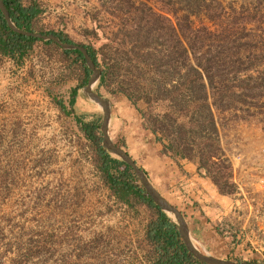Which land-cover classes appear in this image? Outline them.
Returning a JSON list of instances; mask_svg holds the SVG:
<instances>
[{
    "label": "rangeland",
    "instance_id": "obj_1",
    "mask_svg": "<svg viewBox=\"0 0 264 264\" xmlns=\"http://www.w3.org/2000/svg\"><path fill=\"white\" fill-rule=\"evenodd\" d=\"M39 1L42 12L34 21V31H63L78 44L103 47L109 78L100 87L97 80L93 90L109 99L110 137L120 146L124 142L121 147L132 159L139 156L143 142L157 144L162 152L163 145L119 90L125 81H142L133 65L132 72L124 68L126 63L117 53L120 40L134 34V25L143 18L147 49L171 53L167 60L178 65L179 45L164 16L184 25L181 15L197 11L190 18L195 30L184 26L182 30L196 56L212 68L217 87L221 75L226 89L237 83L244 86L235 90L241 96L225 100L232 107L215 111L220 150L214 146L211 152H218L220 158H212L209 164L219 171L221 181L233 183L229 193L218 189L217 204L229 207L232 215L234 207L245 212L248 199L239 193L256 194L264 170L259 159L264 156V0ZM130 46L128 42L126 47ZM32 55L35 64L41 63L42 74H64L49 94L67 100L83 76L80 61L74 54H64L56 43L42 41L35 43ZM15 75L12 64L0 60V100L5 101L0 103V264H150L145 230L155 212L143 204H124L112 194L96 165L91 141L69 116L62 112L63 118L51 125L35 122L31 105L22 97L36 101L40 95L26 85L22 96L16 97L11 85L20 74ZM76 106L103 115L83 87L76 95ZM138 106L147 107L141 100ZM159 110V106L154 109ZM39 126L42 129L35 131ZM255 153L262 156L257 158ZM170 202L183 216L189 215L182 205ZM234 221L238 223L237 218ZM191 236L202 252L212 255ZM234 261L252 264L241 258Z\"/></svg>",
    "mask_w": 264,
    "mask_h": 264
},
{
    "label": "trees",
    "instance_id": "obj_2",
    "mask_svg": "<svg viewBox=\"0 0 264 264\" xmlns=\"http://www.w3.org/2000/svg\"><path fill=\"white\" fill-rule=\"evenodd\" d=\"M2 1L17 27L34 31V21L42 12L39 0ZM141 3L146 5L144 1ZM194 12L187 10L181 15L184 25L179 20L175 25L168 15L164 16L169 23L168 28L175 33L179 45L181 60L178 65L167 60V57H171V53L164 54L160 50L147 49L143 18L134 25V34H125L124 39L120 40L117 53L122 64L126 63L124 68L132 72L133 65L138 70L135 75L142 81L135 83L130 80L125 81V86L120 87L119 90L140 112L154 134L155 140L163 145L164 153L198 161L200 172L210 177L221 193H229L233 183L229 179L221 181L219 174L217 175L219 171L212 169L209 164L212 158H220L218 152H211L214 146L216 148L218 146V151L220 150L219 126L215 111L232 107L225 105L227 104L225 100L230 102V97L241 96L242 93L235 90L244 86L237 83L226 89L223 75H221L220 86L217 87L218 82L214 81L212 68L198 59L189 39L182 33L184 27H189L191 31L195 30L190 19L191 15L198 14L197 11ZM171 13L174 15L173 12ZM40 32L54 33L63 42L76 43L63 31L41 30ZM127 37L128 42L131 43L129 48L126 47ZM37 41L54 43L13 31L0 9L1 54L21 60L34 52ZM80 45L86 48L95 66L100 68L98 86L105 85L108 82L110 68L107 66L103 47L96 49L90 44ZM62 51L66 55L76 56V60L81 63L83 76L77 86L70 91L67 100L59 96H55L54 100L62 112L72 119L85 138L91 141L96 165L112 194L124 204L129 206L143 204L155 212V217L148 222L145 230V240L151 246L148 255L150 264H207L187 249L178 224L148 195L131 165L111 154L102 145V115L82 111L76 106L78 90L88 83L92 70L87 66L79 49H62ZM216 93L217 97H215ZM140 100L147 105L145 109L138 106ZM158 106L160 110L155 112L154 109ZM124 144L122 142L121 146Z\"/></svg>",
    "mask_w": 264,
    "mask_h": 264
},
{
    "label": "crops",
    "instance_id": "obj_3",
    "mask_svg": "<svg viewBox=\"0 0 264 264\" xmlns=\"http://www.w3.org/2000/svg\"><path fill=\"white\" fill-rule=\"evenodd\" d=\"M257 154V158L262 156ZM138 155L133 159L159 193L188 211L189 215L184 217L190 233L201 241L206 251L218 258L235 260L237 256L233 257L231 253L234 249L239 252L240 246L231 242L230 232L217 227L220 221L233 218L231 209L217 204L218 188L200 172L198 161L167 155L153 142L141 143ZM259 159L264 161V156ZM262 172L264 176V170ZM259 191L264 193L261 187Z\"/></svg>",
    "mask_w": 264,
    "mask_h": 264
},
{
    "label": "built area",
    "instance_id": "obj_4",
    "mask_svg": "<svg viewBox=\"0 0 264 264\" xmlns=\"http://www.w3.org/2000/svg\"><path fill=\"white\" fill-rule=\"evenodd\" d=\"M0 60L12 64L16 72L15 78L20 74L19 80L11 85L12 92L16 94V97L22 96L26 85H29V89L34 94L40 95L39 100L36 101L31 97H22L24 101L31 105L30 107H32L36 118L35 122L48 125L58 123L63 118L62 110L49 94V88L64 79V74H59L56 71H47L46 74H42L40 70L42 69L41 63L35 64L36 61L32 54L23 57L18 62L16 58L0 53ZM31 60L34 62L32 66L30 64ZM8 75L12 77L14 72H9ZM4 102V100H0V103ZM41 129L39 126L34 130L40 131ZM258 185L264 189V176L258 177ZM239 189L242 190L240 185ZM239 195L243 199H248V208L244 212L240 211L239 207H234L233 219L220 221V229L230 232L232 243L236 247L240 246L239 252L234 249L235 252L231 253L233 257L246 259L251 261L252 264H264V193L258 191L254 195L252 193L249 197L243 192ZM235 218H237L238 223L234 221Z\"/></svg>",
    "mask_w": 264,
    "mask_h": 264
},
{
    "label": "water",
    "instance_id": "obj_5",
    "mask_svg": "<svg viewBox=\"0 0 264 264\" xmlns=\"http://www.w3.org/2000/svg\"><path fill=\"white\" fill-rule=\"evenodd\" d=\"M0 9L7 21L8 26L15 32L32 36L35 38L50 40L56 43L62 49H79L84 56L87 66L92 70V74L89 78V81L86 85L83 86L84 92L102 108V122H101V131H102V145L114 156L121 158L126 163L131 165L134 169L136 175L139 178L141 185L145 188L148 195L152 200L162 208L169 216V212L173 213V219L178 224V229L182 240L184 241L187 249L198 259L204 261L207 264H251L247 261H234L230 259H222L209 255L202 252L193 242L188 224L183 216L182 212L174 206L169 200H167L159 191L152 185L146 173L141 169L132 157L125 151L120 145L116 144L109 134V124L111 119V104L108 98L104 97L100 93L93 90V84L99 79L100 69L95 66L92 58L87 52L86 48L83 45L76 43H66L59 39V37L54 33H42L40 31H29L17 27L10 18L9 12L6 9L2 0H0Z\"/></svg>",
    "mask_w": 264,
    "mask_h": 264
},
{
    "label": "bare ground",
    "instance_id": "obj_6",
    "mask_svg": "<svg viewBox=\"0 0 264 264\" xmlns=\"http://www.w3.org/2000/svg\"><path fill=\"white\" fill-rule=\"evenodd\" d=\"M94 101V100H93ZM83 104V103H82ZM79 105H80V103H79ZM89 105V104H88ZM87 105V106H88ZM95 105V104H94ZM83 106H85V105H83ZM86 107V106H85ZM111 135V134H110ZM169 214L171 215V217H173L174 215H173V213L172 212H169Z\"/></svg>",
    "mask_w": 264,
    "mask_h": 264
}]
</instances>
